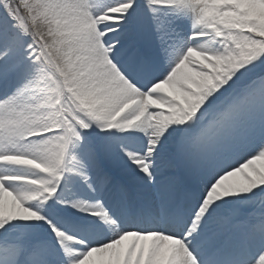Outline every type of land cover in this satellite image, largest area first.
I'll use <instances>...</instances> for the list:
<instances>
[{"label":"snow or ice","instance_id":"snow-or-ice-1","mask_svg":"<svg viewBox=\"0 0 264 264\" xmlns=\"http://www.w3.org/2000/svg\"><path fill=\"white\" fill-rule=\"evenodd\" d=\"M0 264H264V0H0Z\"/></svg>","mask_w":264,"mask_h":264}]
</instances>
